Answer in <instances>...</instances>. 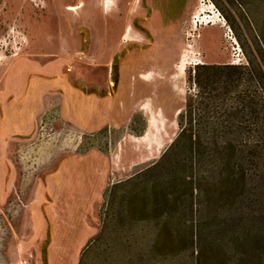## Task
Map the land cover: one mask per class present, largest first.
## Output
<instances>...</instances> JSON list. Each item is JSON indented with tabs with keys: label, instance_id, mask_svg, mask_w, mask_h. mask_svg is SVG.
<instances>
[{
	"label": "rangeland",
	"instance_id": "rangeland-1",
	"mask_svg": "<svg viewBox=\"0 0 264 264\" xmlns=\"http://www.w3.org/2000/svg\"><path fill=\"white\" fill-rule=\"evenodd\" d=\"M161 7L168 41L153 18ZM209 15L220 26L206 24ZM18 64L113 97L124 107L114 116L127 106L128 120L82 132L49 95L40 118L56 108V134L38 122L31 146L47 149V160L12 156L27 181L5 207L0 264L25 242L35 249L19 256L47 264L52 209L66 211L68 198L56 204L58 187L45 191L42 239L18 217L62 156L91 152L106 156V169L112 162L90 208L97 232L77 237L72 220L61 221L67 236L53 238L66 250L54 264H264V0H0V83ZM136 80L150 88L139 101Z\"/></svg>",
	"mask_w": 264,
	"mask_h": 264
},
{
	"label": "crops",
	"instance_id": "crops-1",
	"mask_svg": "<svg viewBox=\"0 0 264 264\" xmlns=\"http://www.w3.org/2000/svg\"><path fill=\"white\" fill-rule=\"evenodd\" d=\"M155 3L156 0H154ZM153 11V18L160 21V26L164 27L159 30V35H162L161 39L168 41L171 34H166L168 29L166 30V24L162 22L165 15L164 10L161 7V9L156 8ZM171 24L170 22L169 26ZM171 55L172 52L168 49L159 54L158 58L168 59ZM216 56V59L220 57L218 54ZM39 73H33L32 69L18 64L11 68L0 83V229L5 228L6 225V205L13 200L16 201V199H12L14 190L24 186L27 181V178L20 175L12 156L28 152L35 156L36 164L41 160H47L49 156L48 150L42 146L35 145L36 150L34 149V151L31 146H33L32 139L35 136L40 116L49 108L50 94L58 95L57 98L62 103L63 120L82 132H93L114 125L120 126L128 120L127 106H125V114L114 116L115 111L122 110L123 112L124 107L117 110L119 106L117 103H113V97L102 98L96 95H87L77 87L68 84L66 78L62 76V72L53 75L54 73L47 68L42 69ZM150 73L153 72L148 74ZM56 76L61 77L54 80ZM139 87H146L147 91L140 93ZM148 89L150 90L149 86L142 85L139 80H136L133 89L134 99L139 101L149 91ZM142 107H144V103L139 105L138 109H142ZM156 114L165 116V110L159 108L156 110ZM106 160V156L98 152L62 156L59 164L61 166L56 175L43 180L39 185L40 189L36 200H31L34 201L31 209L21 211L18 218L30 221L34 240L42 239L44 226L48 229L46 222L48 214L41 209L42 202L47 200L45 191L47 188L58 187L55 192L56 204L60 203L61 198H68V210L52 209V218L58 222H56L57 228H53V226L50 231L52 241L46 250L47 264H54L58 257L55 256V252H58L61 257L66 250L64 243L53 238L54 231L55 236L59 237L61 234L67 236L65 228L61 229L64 220H66V226L67 220H72L71 224L74 225L72 232L77 237L81 235L82 238L84 235L96 234L97 228L93 220L95 216L90 208L93 209L98 200V188L105 186V182L109 179L106 172L109 173L111 170L112 162L106 169ZM49 179L51 180L48 183ZM28 198L26 197L24 201L26 202ZM87 240L88 237H86ZM32 243L25 242L20 247L18 246L12 264H31L28 261L25 262L18 252H22L26 248L33 251L35 246L32 247ZM3 249L0 246V259L4 255Z\"/></svg>",
	"mask_w": 264,
	"mask_h": 264
},
{
	"label": "built area",
	"instance_id": "built-area-1",
	"mask_svg": "<svg viewBox=\"0 0 264 264\" xmlns=\"http://www.w3.org/2000/svg\"><path fill=\"white\" fill-rule=\"evenodd\" d=\"M213 19H214V17L213 16H205V20H206V24H209V23H211V24H214V22H213ZM220 20V19H219ZM221 22V21H220ZM198 23H201V21H200V18H199V16H195V20H194V24H195V26H197L198 25ZM224 24V23H223ZM55 109L56 108H53L52 109V111L54 110L55 111ZM50 111V110H49ZM52 111H50V112H52ZM50 112H46L45 114H44V116L42 117V118H40V120H39V125H40V127H41V129L42 130H44L43 131V133L44 132H48V131H50V135H52V134H56V132H54V125H53V123L58 119L57 118V115L55 114V113H53V114H48V113H50ZM42 133V134H43Z\"/></svg>",
	"mask_w": 264,
	"mask_h": 264
},
{
	"label": "bare ground",
	"instance_id": "bare-ground-1",
	"mask_svg": "<svg viewBox=\"0 0 264 264\" xmlns=\"http://www.w3.org/2000/svg\"><path fill=\"white\" fill-rule=\"evenodd\" d=\"M217 25H219L217 22L216 23H214V25L213 26H217ZM220 26V25H219Z\"/></svg>",
	"mask_w": 264,
	"mask_h": 264
},
{
	"label": "trees",
	"instance_id": "trees-1",
	"mask_svg": "<svg viewBox=\"0 0 264 264\" xmlns=\"http://www.w3.org/2000/svg\"><path fill=\"white\" fill-rule=\"evenodd\" d=\"M209 67V66H208ZM183 133H184V131H183ZM181 136V135H180Z\"/></svg>",
	"mask_w": 264,
	"mask_h": 264
}]
</instances>
